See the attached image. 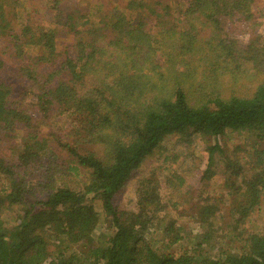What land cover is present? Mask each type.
I'll use <instances>...</instances> for the list:
<instances>
[{
    "label": "trees",
    "instance_id": "16d2710c",
    "mask_svg": "<svg viewBox=\"0 0 264 264\" xmlns=\"http://www.w3.org/2000/svg\"><path fill=\"white\" fill-rule=\"evenodd\" d=\"M49 1L46 27L16 30L13 0H0V40L19 79L9 82L0 63V264H264V225L235 230L264 198V43L235 37L259 26L257 1L108 0L86 27L85 11ZM51 116H62V136L44 126ZM170 135L205 138L200 179L213 167L223 182V194L209 196L173 175L194 198L191 219L203 231L195 248L225 232L214 229L225 207L238 246L213 257L170 249L183 236L153 174L136 181L135 211L116 205ZM236 136L224 152L223 139ZM94 202L109 218L105 236L94 235ZM158 234L157 243L145 238Z\"/></svg>",
    "mask_w": 264,
    "mask_h": 264
},
{
    "label": "rangeland",
    "instance_id": "374dc122",
    "mask_svg": "<svg viewBox=\"0 0 264 264\" xmlns=\"http://www.w3.org/2000/svg\"><path fill=\"white\" fill-rule=\"evenodd\" d=\"M30 0H13V11L14 19L13 23L15 26V29L21 28V25L24 24L27 25V27L31 28H37V27H46L49 17L46 15V13H49L46 11L45 13V7H47L48 3H46V0H34V3H29ZM50 0L49 2H51ZM108 0H56L59 7L66 6L73 7V9L83 12L85 11L88 15H86V18L84 20V27L91 22V20L96 19L98 14L107 13L108 3H106ZM113 3V0H110ZM168 1V0H163ZM181 2L184 0H169L168 2ZM257 1V6L260 8V10H257V23L259 26L257 28L249 29L244 36L240 34L239 32L243 30L242 28L235 31V37L237 34V37H240V40H247L246 38L253 33L256 35L259 34L261 38V42L264 43V0H255ZM50 7V5H48ZM72 9V10H73ZM53 11H56V9H52ZM74 11V10H73ZM45 13V14H44ZM26 21V23H25ZM80 22V21H79ZM78 22V23H79ZM79 26V30H82V28ZM62 30L61 33L58 34L57 40L60 44L63 40H67L66 32ZM254 34V35H255ZM4 36V35H3ZM243 44V42H242ZM9 44L4 42L3 40H0V63H2L5 66L4 73L5 75L8 74L6 77L8 78L9 82H13L17 85H19V79L15 76V69L10 68L12 63V58L7 54L9 50ZM27 52L34 53L31 49L27 48L25 49ZM1 64V65H2ZM29 100V98H28ZM50 124V128L52 129L51 132H54L52 135L56 137L57 133L58 136H62L64 131V121L61 117H55L51 116L49 120L45 121L44 126H48ZM43 127V126H42ZM47 129H43V132L45 133ZM50 131V130H49ZM19 137L20 134H17ZM47 137V136H45ZM230 140L226 141V145H224V139L221 143L223 146L224 152L229 154V148L231 146H234L236 144H240L241 138L240 137H229ZM48 139L50 142L53 140L52 136H48ZM191 139V138H190ZM205 138H200L193 135L192 142L188 143L187 141H184L180 136L178 135H170L165 137L162 142L160 143L159 149L155 150L152 156H150L146 161L140 165L141 167L137 169V171L134 173L132 179L127 183L125 189L119 194L116 198V205L119 207L135 211V203H136V194L134 192L136 181L139 178L146 177L148 175H155V179L157 180L159 192H160V199L161 203L164 206V210H167L168 214L170 215V218L174 219L175 224L180 227V235L183 236L182 240L179 241L177 245H172L170 249L177 250V249H186L190 253H195L197 251H201V253H204L205 256H211L213 257L215 254L218 253V248L222 249L224 247H233L238 246L239 241L234 240V242L229 243L228 234L232 235V229H230V216L228 212V208H223V210L220 213V218L214 220V224L216 228H219L221 230H225V232H218L216 231V235L218 238H212L210 239V243H208L206 246H201L195 248V245L198 243V235L201 234L203 231L199 227L198 224H195V221H192L191 217L193 214L191 213L190 208V201L193 202L194 198H191V191L189 187L186 189V186H179L176 187V177L173 176L176 174L177 176H183L188 179V183L190 185H193V187L200 188V190H203L207 195L212 196L219 194L220 192L223 194V189L221 187L222 180L219 176V171L217 173L216 169L212 167L211 171H213V176L209 180L202 181L200 178L201 172L205 169V160H206V151H205ZM3 148H6L5 153L6 156H10V158L14 155L15 146L10 145L8 143L3 145ZM166 155L174 156L176 155L175 162L169 160L168 162H163V157ZM215 163L218 166L220 165L218 161L221 159V155L219 153H215L214 156ZM173 182V183H172ZM197 188V192H198ZM195 192L194 195L197 193ZM95 210L98 212L99 215V222L97 225V229L94 232L95 236L100 237L101 234L103 236L107 235L109 233V218L106 217L98 202H94ZM3 214H7L6 212H3ZM9 214V213H8ZM11 215V213H10ZM3 220L7 222V224L10 223L8 216H2ZM230 220V221H229ZM264 223V198L262 199V202L259 206V209H257L251 216L250 219L240 227L236 228L235 230H240L241 228L249 229L252 232H259ZM234 235V234H233ZM235 239L238 240L239 236L234 235ZM146 240H152L156 243L161 240L162 235H148L145 237ZM165 242V239L162 241ZM227 242V244H226ZM52 245H50L51 249H54ZM79 249V246L73 247L71 249V252H77Z\"/></svg>",
    "mask_w": 264,
    "mask_h": 264
}]
</instances>
